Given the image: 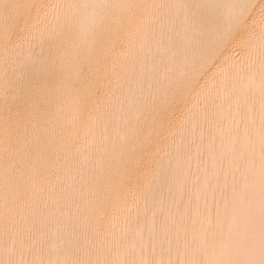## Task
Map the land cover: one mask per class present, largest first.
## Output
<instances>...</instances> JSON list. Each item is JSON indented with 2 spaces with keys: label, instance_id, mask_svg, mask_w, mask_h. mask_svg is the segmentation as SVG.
Returning <instances> with one entry per match:
<instances>
[{
  "label": "snow or ice",
  "instance_id": "obj_1",
  "mask_svg": "<svg viewBox=\"0 0 264 264\" xmlns=\"http://www.w3.org/2000/svg\"><path fill=\"white\" fill-rule=\"evenodd\" d=\"M13 3L0 0V72L10 69L22 81L27 68L38 66L46 77L27 93L16 89L14 99L27 95L31 104L15 127L0 121V264H264V57L258 69L249 64L239 86L213 77L211 87H201L215 67L208 64L212 49L181 73V81L157 89L126 116L119 140L95 159L103 187L94 186L86 206L105 242L102 257L49 258L69 220L61 155L65 161L79 155L82 171L93 163L77 138L100 107L91 92L101 62L99 37L82 31L79 39L68 38L73 5L59 0L16 3L29 13L36 8L20 30L3 14ZM261 5L264 0H239L237 10ZM115 46L107 43L104 54ZM84 63L92 66L88 77ZM10 84L0 83V96ZM82 109L88 111L83 125ZM118 222L120 231L109 233ZM245 238V259L218 258Z\"/></svg>",
  "mask_w": 264,
  "mask_h": 264
},
{
  "label": "bare ground",
  "instance_id": "obj_2",
  "mask_svg": "<svg viewBox=\"0 0 264 264\" xmlns=\"http://www.w3.org/2000/svg\"><path fill=\"white\" fill-rule=\"evenodd\" d=\"M14 0L4 10L5 16L13 18V24L23 30L36 16V8L29 12L18 10ZM37 5L41 0H31ZM56 3L58 0H45ZM71 3L70 30L66 36L79 39L82 31H92L99 39L97 55L101 58L99 71L91 89L93 98L100 107L94 114L93 121L82 128L77 138L84 156H89L91 163L81 170L80 156L73 154L64 160L60 175L64 177L68 195L64 197L69 220L61 230V237L56 241V250L50 259H80L96 261L103 255L105 242L97 236L95 214L87 208L91 191L103 187L100 179L101 170L96 169L97 156L110 149L119 140L123 131V121L129 119L151 99L157 89L178 83L182 72H187L209 51L213 55L209 66L215 63L212 71L200 81L201 87H211L213 77L217 81L226 79L231 87L235 82L239 86L240 78L246 75L250 63L259 68L264 57V5L254 12L248 8L238 13L239 0H59ZM258 3L259 0H251ZM133 3L131 9L120 5ZM147 6V7H146ZM150 13V14H149ZM129 16L132 17L131 22ZM147 17V19H146ZM119 19L120 25L114 27ZM140 24L141 30L135 31ZM19 38V33L18 37ZM115 41L116 46L106 55L104 46ZM39 53V49L36 50ZM126 54H123L125 53ZM207 67V66H206ZM25 79L15 81L13 72L8 69L0 72V83L12 81L5 95L0 96V121H7L15 127V121L29 108L31 99L25 95L20 100L14 99L17 88L26 93L32 86L45 80L46 74L38 66L26 70ZM92 66L82 64V73L88 77ZM57 74L56 78H59ZM74 87H80V81L70 80ZM102 97V99H101ZM101 100V101H100ZM41 110L51 112L50 105H41ZM88 111L82 109L81 124L87 122ZM29 132L33 129L29 128ZM83 158V157H81ZM109 170L105 162L104 173ZM109 233L119 232L118 222ZM258 228V226H257ZM102 231V228L99 229ZM107 238L112 239L108 234ZM250 243L245 238L239 248H234L227 255H220L221 260H243L244 248Z\"/></svg>",
  "mask_w": 264,
  "mask_h": 264
}]
</instances>
